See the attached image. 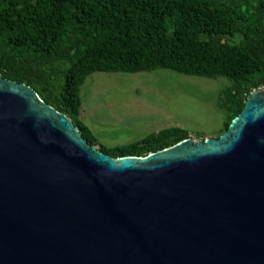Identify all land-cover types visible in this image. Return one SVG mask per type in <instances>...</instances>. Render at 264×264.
Masks as SVG:
<instances>
[{
    "label": "water",
    "instance_id": "obj_1",
    "mask_svg": "<svg viewBox=\"0 0 264 264\" xmlns=\"http://www.w3.org/2000/svg\"><path fill=\"white\" fill-rule=\"evenodd\" d=\"M0 264H264V88L219 138L113 158L0 76Z\"/></svg>",
    "mask_w": 264,
    "mask_h": 264
},
{
    "label": "trees",
    "instance_id": "obj_2",
    "mask_svg": "<svg viewBox=\"0 0 264 264\" xmlns=\"http://www.w3.org/2000/svg\"><path fill=\"white\" fill-rule=\"evenodd\" d=\"M159 69L227 79L218 100L225 133L264 88V0H0V76L33 88L90 145L98 140L80 119L87 78ZM188 138L171 127L98 149L144 157Z\"/></svg>",
    "mask_w": 264,
    "mask_h": 264
},
{
    "label": "rangeland",
    "instance_id": "obj_3",
    "mask_svg": "<svg viewBox=\"0 0 264 264\" xmlns=\"http://www.w3.org/2000/svg\"><path fill=\"white\" fill-rule=\"evenodd\" d=\"M225 78L188 76L167 69L89 76L81 87V121L112 151L161 130L178 127L194 141L223 133L226 112L218 106Z\"/></svg>",
    "mask_w": 264,
    "mask_h": 264
}]
</instances>
